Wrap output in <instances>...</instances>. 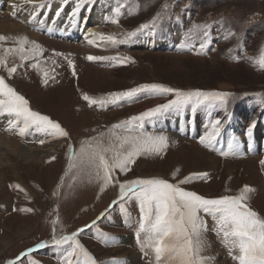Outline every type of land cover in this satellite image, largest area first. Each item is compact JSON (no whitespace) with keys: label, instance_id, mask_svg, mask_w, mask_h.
<instances>
[{"label":"rangeland","instance_id":"1","mask_svg":"<svg viewBox=\"0 0 264 264\" xmlns=\"http://www.w3.org/2000/svg\"><path fill=\"white\" fill-rule=\"evenodd\" d=\"M120 2L125 7L119 23L106 25L98 36L100 44H90L81 35L63 39L52 33L61 29L47 27L36 33L41 36L40 42L26 37L30 43L24 45L28 50L32 42H38L44 49L42 55L21 62L18 55L9 54L8 66H18L11 77L0 68V76L29 100L32 110L59 122L69 133V138H52L40 132L48 142L39 144L29 136L36 130L21 137L6 130L7 116L0 117V136L7 144V148L0 149V264L16 260L29 249L32 251L23 257L22 264H63L68 245L52 242V221L57 218V238L84 229L77 239L96 264H150L153 259L150 250L144 255L137 243L140 212L135 198L121 200L118 185H110L101 193L95 181H73L67 170V146L71 144L78 151L81 140L173 97L140 93L131 102L101 108L89 107L82 99L85 94L99 99L145 84L229 93L225 104H189L145 118L142 130L165 136L167 147L161 155L138 157L127 174L117 173V177L120 181L156 177L177 183L191 174L207 173V178L194 179L181 187L214 199L237 195L247 185L255 190L250 194L251 208L264 217V65L258 62L264 56V0H94L91 5H101L104 15L111 13L113 18V9ZM9 16L7 21L13 19ZM18 19L14 16L12 21L17 27L21 23ZM144 24L149 27L126 43L113 45L100 39L101 35H111L123 40L126 33ZM72 25L73 21L69 27ZM1 32L8 39L0 42V49L17 48V40L24 37ZM145 36L152 39L143 42L148 46L145 41H153L154 49L141 46ZM201 43H205L203 48ZM54 52L62 55L55 56ZM90 55L130 57L134 62L89 61L86 57ZM68 60L73 62L75 76ZM21 63L23 66H19ZM33 63L54 77L47 86L42 83V72L31 67ZM216 119L222 121V128L209 148L200 141ZM253 123L249 137L247 129ZM16 146H41L46 154L33 162ZM61 178L64 182L60 193L53 196ZM114 201L118 203L113 205ZM24 208L33 211H19ZM203 219L207 230L201 236V255L212 258L209 264H237L216 235L212 217ZM41 243L47 246L38 248Z\"/></svg>","mask_w":264,"mask_h":264},{"label":"snow or ice","instance_id":"2","mask_svg":"<svg viewBox=\"0 0 264 264\" xmlns=\"http://www.w3.org/2000/svg\"><path fill=\"white\" fill-rule=\"evenodd\" d=\"M27 4H35L36 8H44L45 0H24ZM94 0H76V5L69 15V19L75 22L80 8L93 3ZM125 7L120 2L113 9L111 22L119 23L118 17L121 9ZM63 8H59L56 16L59 17ZM35 18V9L33 10ZM149 25H141L137 30L126 33L123 40L114 36H100L113 45L126 43L136 36L138 32L148 28ZM205 28L206 26H195ZM232 35V33H229ZM8 37L0 35V42ZM206 42V41H205ZM19 47L3 48L0 51V68H3L9 77L17 72L18 66L9 67L7 56L15 54L19 56L21 62L27 61L42 55L44 49L41 45L32 42L30 49L26 50L24 45L29 43L26 37L17 40ZM89 43H94L90 40ZM205 43H201L203 48ZM55 56H61L59 52H54ZM89 61L113 60L117 63L134 62L130 57H103L88 56ZM264 65V56L258 61ZM68 65L73 68V76L76 75L74 65L68 60ZM23 66V63L21 65ZM42 72V83L47 86L50 77L47 70L41 69L38 63L31 65ZM140 93L169 95L173 98L167 103L150 108L138 116H132L128 120L112 124L107 131L81 140L78 151L68 144V173L75 181L78 178H86L89 183L93 181L99 184V191L103 193L110 185H118L119 197L132 199L138 202L140 218L136 230L137 243L144 253L152 254L153 259L150 264H209L211 257L202 256L203 241L202 233L207 230V223L203 216H211L214 221V231L220 237L222 244L228 250L229 255L237 264H264V217H261L249 204L250 194L255 190L249 186H244L237 195H223L219 198L209 199L197 194L195 191L185 190L181 185L192 182L194 179L207 178V173L191 174L177 183H171L162 178H136L120 181L117 173L127 174L137 158L142 155H161L167 147V138L162 135L146 134L142 130V122L145 118L155 117L171 109H183L185 106L203 105L219 102L225 104L229 93L217 91H182L161 84H145L128 89L126 91L112 92L106 97L99 99L83 95L82 99L89 107L99 106L103 108L107 104H118L121 101H133ZM7 116V131H15V134L24 137L30 130L45 133L52 138H69V133L59 122L52 120L49 116L32 110L30 102L24 95L20 94L13 86L6 83L5 77L0 76V117ZM253 123L247 129V135L252 136ZM222 128L220 119L214 120L210 125V131L201 138V144L212 148L214 142L219 137ZM38 143L44 144L45 140ZM227 155V153H224ZM54 160L55 157H52ZM264 164V161L261 162ZM75 170V171H73ZM173 174V179L175 178ZM63 178L57 186L53 196H58L63 186ZM23 191L19 185L14 186ZM118 201H114L113 205ZM111 207V206H110ZM16 209H14L15 211ZM22 212H32L31 208L19 209ZM203 214V216L201 215ZM59 218L52 221L53 237L55 245H68L66 254L63 256V264H96V260L80 244L77 239L83 228L71 235H63L57 238L55 235V225ZM96 221H93L95 225ZM46 243L37 245L38 248L46 247ZM31 249L22 253L14 261L8 264H22V259L31 253ZM75 258V259H74ZM116 264V262H114Z\"/></svg>","mask_w":264,"mask_h":264},{"label":"bare ground","instance_id":"3","mask_svg":"<svg viewBox=\"0 0 264 264\" xmlns=\"http://www.w3.org/2000/svg\"><path fill=\"white\" fill-rule=\"evenodd\" d=\"M38 2L39 0H37V3ZM100 4L106 7V5L103 2ZM45 5L46 6L44 8H36L35 4H27L24 2V0H0V14H1L0 18L3 20V21L1 20L0 23V31H2L5 34L12 33V35L13 33L14 34L20 33L24 37H27L34 41L37 40L40 42L42 40L41 36H39L40 34L36 36V33L46 30L45 28L47 27H50L52 29L58 27L59 29H61L59 30V33L58 30H53L52 33L58 34L63 39L66 38L73 39L75 37L80 38L76 35H81L84 38H87L88 42L92 40L94 41V43H99L100 42V40L98 39L99 34L102 33L106 25L112 24L111 13L107 14L106 12V14L104 15V9L100 8L101 5L100 7H95L91 4L90 5L87 4L80 8L79 14L75 20L76 24L74 22V25H72L74 27L72 28L70 26L71 27L70 28L69 25L72 24V21L70 22L69 15L73 11V8L75 7L76 3L74 2L68 3L67 0H59L58 2L50 3L45 0ZM59 8H63V11L60 12L59 17H57L56 12ZM34 9H35V18L33 19L32 17H33ZM106 11H108L107 8ZM8 16L13 19L7 21ZM14 16L19 17L18 20H20L21 22L19 27H17L16 24H14V22L12 23V21H14ZM5 21L10 22L11 26H8L9 23L7 24ZM50 35L51 34H49V36ZM146 39H151V38H144L142 41ZM145 42H147L148 45L147 47L153 45V41L151 40H147ZM32 132L29 134V136L36 140H41L42 138H45V136L38 131L37 132L32 131ZM3 148H7V144L5 145V143H3V140L0 136V149L4 150ZM15 148L20 149V151H23L25 155L28 158H30L33 162H37L38 159H40L42 156L44 157L46 154V151H43V147L41 146H39L37 149H30L31 147L20 148L19 146H16Z\"/></svg>","mask_w":264,"mask_h":264},{"label":"trees","instance_id":"4","mask_svg":"<svg viewBox=\"0 0 264 264\" xmlns=\"http://www.w3.org/2000/svg\"><path fill=\"white\" fill-rule=\"evenodd\" d=\"M243 101H248V99H245V100H243ZM245 103V102H244Z\"/></svg>","mask_w":264,"mask_h":264}]
</instances>
